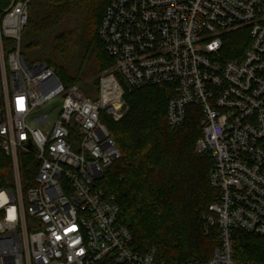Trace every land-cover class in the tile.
<instances>
[{
	"label": "built area",
	"instance_id": "built-area-1",
	"mask_svg": "<svg viewBox=\"0 0 264 264\" xmlns=\"http://www.w3.org/2000/svg\"><path fill=\"white\" fill-rule=\"evenodd\" d=\"M32 2L0 0V157L12 168L0 179V264H172L136 248L100 186L121 157L105 119L122 118L126 90L155 85L173 90L171 126L199 107L195 153L214 159L218 198L202 219L221 243L209 260L182 264H262L239 260L234 243L236 231L264 236V0H110L99 35L115 65L96 98L25 60ZM234 32L249 39L230 57Z\"/></svg>",
	"mask_w": 264,
	"mask_h": 264
},
{
	"label": "trees",
	"instance_id": "trees-1",
	"mask_svg": "<svg viewBox=\"0 0 264 264\" xmlns=\"http://www.w3.org/2000/svg\"><path fill=\"white\" fill-rule=\"evenodd\" d=\"M109 1L33 0L21 44L25 60L48 63L66 86L79 85L96 98L92 93L98 92L102 72L115 65L99 35ZM240 34L228 36L230 57L245 49ZM172 96L168 85L126 90L128 111L118 121L105 119L121 157L105 171L100 186L115 196L119 221L132 232L138 250L182 264L209 260L221 239L219 229L206 231L202 219L218 191L210 183L211 153H195L203 136L200 109L189 105L185 122L171 126ZM25 158H31L22 155L27 180L33 173ZM11 171L10 160L1 156L2 184ZM234 244L239 260L264 264V236L236 231Z\"/></svg>",
	"mask_w": 264,
	"mask_h": 264
},
{
	"label": "rangeland",
	"instance_id": "rangeland-1",
	"mask_svg": "<svg viewBox=\"0 0 264 264\" xmlns=\"http://www.w3.org/2000/svg\"><path fill=\"white\" fill-rule=\"evenodd\" d=\"M235 33V32H234ZM240 36H241V38H242V40L246 43L247 41H248V39H249V36L247 35V34H240ZM29 63V62H28ZM114 69V65L113 66H111V67H109V68H107L105 71H103V72H106V71H111V70H113ZM102 72V73H103ZM98 95V92H94V93H92V96H97ZM128 104H126V106L124 107V109H123V115H125V113L128 111ZM58 109H59V107H56V108H54V109H49L50 111H51V118H50V122L51 123H53L54 121H55V119H56V117H57V113H58ZM123 117V116H122ZM43 128H46V126H42ZM26 159V160H25ZM24 160L25 161H27L26 162V164H29V163H31V161L32 160H29V158H25ZM28 161H30V162H28Z\"/></svg>",
	"mask_w": 264,
	"mask_h": 264
}]
</instances>
